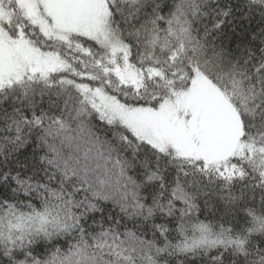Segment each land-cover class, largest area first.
Segmentation results:
<instances>
[{
    "label": "snow or ice",
    "instance_id": "obj_1",
    "mask_svg": "<svg viewBox=\"0 0 264 264\" xmlns=\"http://www.w3.org/2000/svg\"><path fill=\"white\" fill-rule=\"evenodd\" d=\"M0 264H264V0H0Z\"/></svg>",
    "mask_w": 264,
    "mask_h": 264
}]
</instances>
